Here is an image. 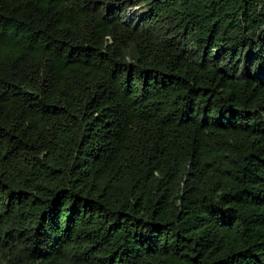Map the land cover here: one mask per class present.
<instances>
[{
    "label": "trees",
    "instance_id": "trees-1",
    "mask_svg": "<svg viewBox=\"0 0 264 264\" xmlns=\"http://www.w3.org/2000/svg\"><path fill=\"white\" fill-rule=\"evenodd\" d=\"M0 264H264V0H0Z\"/></svg>",
    "mask_w": 264,
    "mask_h": 264
},
{
    "label": "rangeland",
    "instance_id": "rangeland-1",
    "mask_svg": "<svg viewBox=\"0 0 264 264\" xmlns=\"http://www.w3.org/2000/svg\"><path fill=\"white\" fill-rule=\"evenodd\" d=\"M130 14H131V12H130Z\"/></svg>",
    "mask_w": 264,
    "mask_h": 264
}]
</instances>
